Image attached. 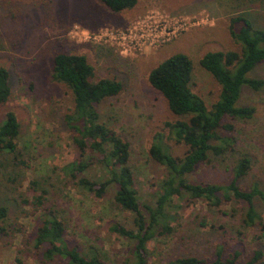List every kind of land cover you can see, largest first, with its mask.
<instances>
[{
	"label": "rangeland",
	"instance_id": "1",
	"mask_svg": "<svg viewBox=\"0 0 264 264\" xmlns=\"http://www.w3.org/2000/svg\"><path fill=\"white\" fill-rule=\"evenodd\" d=\"M154 12L168 15H209L208 25L190 29L171 43L146 51L134 58L122 57L116 50L99 45L87 36L104 28L124 29ZM245 15L264 30V0L255 4L236 0H139L130 11L113 14L101 0H0V67L10 73L12 96L0 106V123L7 112L20 123L18 152L0 154V207L9 210L8 235L0 241V264H65L63 259L41 261V250L34 248L32 233L40 211L31 205L44 195L42 210H55L67 228V241L82 251L99 250L107 264H130L134 242L110 231L115 223L134 228V216L114 205L115 190L104 198L74 187L65 168L79 157L74 133L65 115L74 102L68 88L53 81L54 58L58 53L85 55L95 69V79H111L122 84V93L98 106L101 121L114 128L131 146V165L142 210L154 205L164 168L156 163L149 149L157 133L164 132L174 115L162 94L148 78L170 57L183 53L193 63V91L209 108L220 97L221 87L201 66L210 52L240 51L230 36V20ZM251 77L264 80V63ZM254 107L252 119L235 121V147L222 156L211 155L189 179L195 183L224 185L232 179L237 162L248 157L252 170L241 185L250 190L255 184L264 189V87L244 88L239 103ZM173 155L183 156L186 147L165 140ZM17 156L19 161L15 159ZM93 174V172H92ZM35 184V185H34ZM178 221L174 232L158 236L149 244L150 263L197 257H213L215 252L235 247L264 252V205L255 204L260 221L249 229L242 227L245 206L231 203L215 208L203 201L176 200ZM25 235L31 241L26 244ZM239 245V246H238Z\"/></svg>",
	"mask_w": 264,
	"mask_h": 264
},
{
	"label": "trees",
	"instance_id": "2",
	"mask_svg": "<svg viewBox=\"0 0 264 264\" xmlns=\"http://www.w3.org/2000/svg\"><path fill=\"white\" fill-rule=\"evenodd\" d=\"M101 1L113 14L133 10L139 3V0ZM236 1L241 5H252L260 0ZM229 31L240 51L210 52L201 60V66L221 87L219 100L211 108L192 89L193 63L186 54L170 57L149 75L150 84L165 98L170 111L183 119L167 122L164 132L154 137L149 152L166 174L154 205L146 206L145 210L141 208L136 189L130 143L102 122L98 111V106L104 101L122 93V84L111 79L96 80L95 69L85 55L62 52L54 58L52 79L68 88L73 96L74 105L65 115V122L74 133L73 141L79 152L78 159L65 168V173L74 187L98 198H104L110 190H115V207L134 216V228L120 223L110 228L112 233L134 242L130 264H158L149 262V244L158 236L174 232L172 224L178 221L182 209L176 205V200L187 203L203 201L219 209L239 202L245 206L244 229L254 227L260 221L255 202L260 200L264 205V189L255 184L246 190L241 185L252 170L250 158L243 157L237 162L232 170V179L224 185L195 183L189 179L209 162L212 154L222 156L235 147L234 122L250 120L256 112L254 107L239 104L243 89L259 91L264 87V80L250 76L264 63V30L257 28L245 15H237L231 18ZM11 96L10 73L0 67V106L7 104ZM19 136L20 123L16 114L9 111L0 123V154L15 155ZM166 139L185 146L184 155H173ZM15 159L18 160L17 156ZM43 194L31 203L36 212L40 211L32 241L34 248L42 251L41 261L63 259L65 264H107L98 249L84 252L80 245L69 244L66 225L58 212L42 210ZM8 214V208L0 207V241L8 235L5 225ZM24 241L30 243V235H25ZM246 251L235 247L226 254V249L220 248L213 257H184L163 264H264V252L261 250L248 253L245 263H241Z\"/></svg>",
	"mask_w": 264,
	"mask_h": 264
},
{
	"label": "built area",
	"instance_id": "3",
	"mask_svg": "<svg viewBox=\"0 0 264 264\" xmlns=\"http://www.w3.org/2000/svg\"><path fill=\"white\" fill-rule=\"evenodd\" d=\"M207 14L199 16L168 15L154 12L124 29L104 28L97 33L87 32L95 43L116 50L122 57L134 58L146 51L178 39L190 29L208 25Z\"/></svg>",
	"mask_w": 264,
	"mask_h": 264
}]
</instances>
